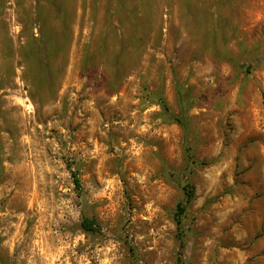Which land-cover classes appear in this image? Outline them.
Segmentation results:
<instances>
[{
    "label": "rangeland",
    "instance_id": "obj_1",
    "mask_svg": "<svg viewBox=\"0 0 264 264\" xmlns=\"http://www.w3.org/2000/svg\"><path fill=\"white\" fill-rule=\"evenodd\" d=\"M0 263L264 264V0H0Z\"/></svg>",
    "mask_w": 264,
    "mask_h": 264
},
{
    "label": "trees",
    "instance_id": "obj_2",
    "mask_svg": "<svg viewBox=\"0 0 264 264\" xmlns=\"http://www.w3.org/2000/svg\"><path fill=\"white\" fill-rule=\"evenodd\" d=\"M161 105L163 107L165 115H167L168 117L170 116L172 120L180 123L184 128L187 127V121L183 117H180V116L174 114L163 98L161 100ZM192 162L197 163V161L194 160V158H192ZM72 174H73L76 189L78 191H81L82 190V184H81V180H80L79 176L77 175L76 172H73ZM172 175L178 176V174L175 172L172 173ZM194 189H195L194 185L189 183V182L183 184L184 198L178 204V208L176 211V220H177L178 224H180V225L183 223L182 216L187 212L188 205L191 203V201L194 198ZM81 227L84 231L94 233V234L99 233L101 231L100 221L96 217H93V216H84L82 221H81ZM0 264H2V263H0Z\"/></svg>",
    "mask_w": 264,
    "mask_h": 264
}]
</instances>
